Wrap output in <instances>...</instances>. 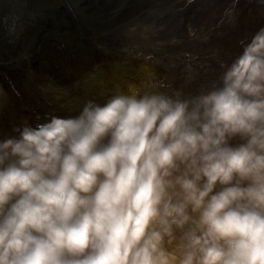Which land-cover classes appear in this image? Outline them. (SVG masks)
I'll return each instance as SVG.
<instances>
[{"label":"clouds","instance_id":"1","mask_svg":"<svg viewBox=\"0 0 264 264\" xmlns=\"http://www.w3.org/2000/svg\"><path fill=\"white\" fill-rule=\"evenodd\" d=\"M239 43L0 138V264H264V26Z\"/></svg>","mask_w":264,"mask_h":264},{"label":"rangeland","instance_id":"2","mask_svg":"<svg viewBox=\"0 0 264 264\" xmlns=\"http://www.w3.org/2000/svg\"><path fill=\"white\" fill-rule=\"evenodd\" d=\"M62 1L71 7L68 11L88 40L98 42L99 52L129 72L124 75L128 83L144 78L146 64L157 79L185 93L215 79L220 70L217 61L230 62L242 51L239 42L249 40L264 26V0ZM28 11L26 0H0V46L4 50L13 48L12 36ZM189 29L195 30L196 37L189 35ZM70 35L65 26L52 33L46 46L52 69L47 65L41 75L36 73V66L30 67L34 62L40 64L35 56L40 43L31 51L21 48L7 58L0 56V83L6 93L0 106V138L15 136L13 129L25 121L35 124L37 115H75L84 100L103 103L114 91L102 87L83 95L69 72L59 69L63 58L78 59L67 43ZM204 36L208 37L206 42L200 39ZM172 38L177 42L172 43ZM149 54L151 58L145 60ZM10 62L16 64L14 69L5 68Z\"/></svg>","mask_w":264,"mask_h":264},{"label":"bare ground","instance_id":"3","mask_svg":"<svg viewBox=\"0 0 264 264\" xmlns=\"http://www.w3.org/2000/svg\"><path fill=\"white\" fill-rule=\"evenodd\" d=\"M26 3L29 11L12 36L14 46L10 51L0 46L1 57L7 58L14 55L16 49L34 50L40 43V51L35 55L36 62L40 60V64L35 65L34 62L30 67L36 66V73L44 74L46 66L49 65L52 69L53 65L52 57L46 53L49 38L55 29L65 26L71 31L67 43L78 59L71 61L63 58L59 63V69H66L69 72L73 83L81 86V94L88 96L100 91L102 87L115 89L116 86L120 88L127 86L128 82L124 79V75L129 72L113 64V58L99 52L96 40L92 41L93 43L88 40L82 31V26L71 16L70 6L62 0H26ZM9 6V9H13L12 5ZM44 30L47 35L43 32ZM15 66L14 62H10L5 65V68L14 69ZM5 99L6 93L0 83V106Z\"/></svg>","mask_w":264,"mask_h":264}]
</instances>
